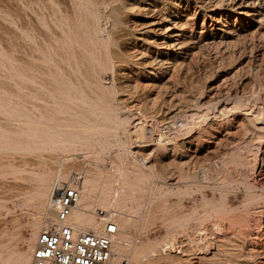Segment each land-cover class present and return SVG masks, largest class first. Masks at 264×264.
<instances>
[{"label":"bare ground","instance_id":"1","mask_svg":"<svg viewBox=\"0 0 264 264\" xmlns=\"http://www.w3.org/2000/svg\"><path fill=\"white\" fill-rule=\"evenodd\" d=\"M74 176L78 230L119 212L118 260L264 264V0H0V211L31 217L0 232V264H30Z\"/></svg>","mask_w":264,"mask_h":264},{"label":"built area","instance_id":"2","mask_svg":"<svg viewBox=\"0 0 264 264\" xmlns=\"http://www.w3.org/2000/svg\"><path fill=\"white\" fill-rule=\"evenodd\" d=\"M79 177L61 181L53 196L55 219L38 235L30 264H130L114 250L117 210L98 208L100 230L80 231L71 216L80 197ZM137 264H156L143 260Z\"/></svg>","mask_w":264,"mask_h":264},{"label":"rangeland","instance_id":"3","mask_svg":"<svg viewBox=\"0 0 264 264\" xmlns=\"http://www.w3.org/2000/svg\"><path fill=\"white\" fill-rule=\"evenodd\" d=\"M203 74V75H202ZM205 74H207L206 72H201V74L199 75H197V74H194V72H189V73H184L183 75H186V76H184V83H182V84H184V86H186L185 88H187L189 91H195L194 89L195 88H197V87H199V85H200V83H201V81H203V82H205L206 80V76H205ZM185 77H186V79H185ZM190 77H191V79H190ZM199 77V78H198ZM192 79H193V81H192ZM196 79V80H195ZM197 79L199 80L200 79V82H199V84L198 83H196V82H198L197 81ZM202 82V83H203ZM201 83V84H202ZM204 84V83H203ZM198 85V86H197ZM197 86V87H196ZM201 86V85H200ZM195 87V88H194ZM190 88V89H189ZM194 94V93H193ZM148 117L150 118V119H148L147 117V119L149 120L148 121V123L151 121V119H153L151 116H149L148 115ZM184 123L185 121L183 120V118H180V119H178V120H176V125L174 124V128L173 127H171L170 129L169 128H167V129H169V130H166L165 129V125H163V126H161V129H162V137L164 136V135H168L169 133H171L172 131L174 132V131H177V129H180V126H181V123ZM175 127L177 128L176 130H175ZM164 130V131H163ZM166 130V131H165ZM172 130V131H171ZM171 131V132H170ZM163 132H164V134H163ZM165 132H166V134H165ZM157 133V132H156ZM225 134V131L223 132L222 131V135L220 136V138H221V141H220V146H221V149H220V153L218 154V157H216V159L217 158H219L220 160H221V158H223L222 156L223 155H225V154H227V156L228 155H230L231 154V152L230 151H232V149H231V145H233L232 144V142L233 141H235L236 142V140H239V139H237V138H239V135H237V134H230V135H224ZM159 135V134H158ZM158 135H155V137H158ZM222 136L223 137H225V138H222ZM177 138V139H176ZM176 140H178V139H180V137L178 136V135H176ZM227 138V139H226ZM211 140H213L212 138H210L209 139V144L211 143ZM207 143H208V141H207ZM227 143V144H226ZM234 143V142H233ZM209 144H206L205 143V147L206 148H208L207 146H209ZM161 147H159V149H158V151L156 152V156H157V158H160L161 159V157H163V153L165 152V148H164V144H161L160 145ZM230 147V148H229ZM210 149V150H209ZM208 150H209V152L208 151H203V153L202 154H200V157H199V161L202 163V164H204V165H206V164H208L209 163V161H208V159L209 158H211V156H213V153L212 152H210V151H212V149L211 148H209ZM204 155V156H203ZM221 155V156H220ZM224 157H226V156H224ZM174 158H176V161L178 160L177 159V156H174ZM185 158V157H184ZM215 160V159H214ZM219 160V165H221V161ZM33 161V162H32ZM29 162H32V163H34L33 164V166H36V164H35V162H34V160H30ZM166 162V161H165ZM32 163H31V166H32ZM173 163H176V162H173ZM222 165H224V164H222ZM228 166V167H227ZM224 165V166H222L221 168H222V170H221V168L219 169V171L220 172H222L221 174H220V176H222V175H224V174H226V175H224L227 179H230L231 181H234V179L233 178H235V179H237V177H239V173H238V171H237V167L236 166H232L231 164L229 165ZM78 167V166H77ZM220 167V166H219ZM224 167V168H223ZM158 168H160L161 169V164L158 166ZM230 169V170H229ZM235 169V170H234ZM232 170H234V172L232 171ZM219 172V173H220ZM225 172H227V173H229V174H227V173H225ZM234 173V174H233ZM237 173V174H236ZM236 175V176H235ZM215 176H217V174L215 175ZM223 177V176H222ZM224 177V178H225ZM220 181H221V179H220ZM235 183V182H234ZM207 193L210 195V196H212L213 195V193H212V191H210V190H208L207 191ZM216 194V196H219V192H217V193H215ZM13 195V193H11V194H3V196L4 197H11ZM242 193H240L239 194V198H234L233 197V200H232V202L234 203V204H237L238 202H239V200L242 198ZM13 198V197H12ZM9 199H11V198H9ZM8 199V200H9ZM7 200V202H6V204L11 208L10 210L12 211V210H14L13 211V213H15V214H13L12 212V215L10 214V213H8L7 214V212H6V210L4 209H2L3 211H0V232L4 229V228H8L10 231L12 230V231H15V230H13L14 228L16 229V227L17 226H14V222L12 221L13 220V218H14V215H19V214H21V216H20V223L22 222V225H23V227H22V231H23V233L24 234H27L28 233V231L26 230L27 228H26V225H27V222H29L30 221V216L26 213L25 214V216L23 215L24 213L23 212H21L22 210H21V205H20V203L18 202L17 203V205H16V203H14L13 202V204H12V202H10V201H12V200H14V199H11V200H9L8 201ZM17 201V200H16ZM187 204H188V206H191L192 205V202H187ZM19 206V207H18ZM17 208V209H16ZM156 212V211H155ZM154 212V213H155ZM2 213V214H1ZM25 225H24V224ZM7 226V227H6ZM21 226V225H20ZM14 227V228H13ZM21 229V228H20ZM164 233V231L162 230V229H156L155 228V230L154 229H152V230H150L149 232H148V234L151 236V237H155V236H159V235H161V234H163ZM135 237H139L138 235H136ZM211 264L210 262H208V261H200V259L198 258H194V260H192V261H190V263H188V264Z\"/></svg>","mask_w":264,"mask_h":264}]
</instances>
